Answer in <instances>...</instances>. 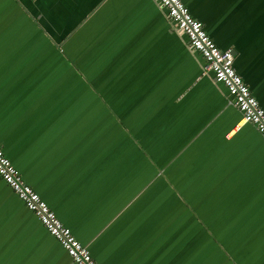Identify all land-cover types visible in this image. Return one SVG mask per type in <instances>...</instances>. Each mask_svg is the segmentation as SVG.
<instances>
[{
    "label": "crops",
    "instance_id": "obj_1",
    "mask_svg": "<svg viewBox=\"0 0 264 264\" xmlns=\"http://www.w3.org/2000/svg\"><path fill=\"white\" fill-rule=\"evenodd\" d=\"M264 109V0H181ZM154 0H0V148L98 264H264V143ZM0 264H73L0 178Z\"/></svg>",
    "mask_w": 264,
    "mask_h": 264
},
{
    "label": "built area",
    "instance_id": "obj_2",
    "mask_svg": "<svg viewBox=\"0 0 264 264\" xmlns=\"http://www.w3.org/2000/svg\"><path fill=\"white\" fill-rule=\"evenodd\" d=\"M154 1L173 29L183 37L187 47L201 58V74L210 78L214 84H221L225 88L228 103L240 112L245 123L256 129L264 143V109L235 71L231 50L219 49L181 0ZM0 178L25 208L35 215L47 233L59 243L73 264H98L91 257L87 247L63 226L54 212L23 181L1 148Z\"/></svg>",
    "mask_w": 264,
    "mask_h": 264
},
{
    "label": "water",
    "instance_id": "obj_3",
    "mask_svg": "<svg viewBox=\"0 0 264 264\" xmlns=\"http://www.w3.org/2000/svg\"><path fill=\"white\" fill-rule=\"evenodd\" d=\"M231 53H232V55H233V54H235V52H234V51H233V52L231 51Z\"/></svg>",
    "mask_w": 264,
    "mask_h": 264
}]
</instances>
